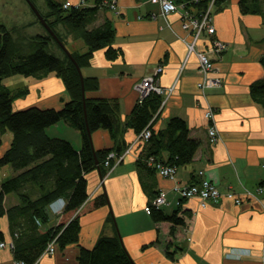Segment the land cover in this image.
<instances>
[{
	"label": "crops",
	"instance_id": "1",
	"mask_svg": "<svg viewBox=\"0 0 264 264\" xmlns=\"http://www.w3.org/2000/svg\"><path fill=\"white\" fill-rule=\"evenodd\" d=\"M246 1L248 12L241 11L239 0H224L222 7L213 11L214 36L227 48L210 54L216 59L221 83L203 92L197 88L201 78L197 56L187 51L186 41L191 36L182 28L179 13L162 15L157 0H117V13L108 9L100 13L97 22L106 17L113 23L114 45L122 49V55L111 60L102 48L93 52L80 71L82 76L94 77L98 87L84 91V95L116 101L117 125L121 129L138 98L135 85L161 65L158 84L172 90L163 95L152 127L157 131L171 116H180L190 135L200 140V146L193 160L177 167L173 177L155 173L150 178L152 191L148 190L152 196L157 191L166 195L164 211L170 213L180 205L178 213L183 215L184 224L174 225L170 234L171 223L153 221L146 209L150 194L143 189L135 165L143 144L135 141L132 128L122 130V152L131 144L122 160L103 177L97 168L85 173L89 197L105 191L108 204L80 215L79 245L91 248L101 235L118 236L136 264H264V110L249 95L250 83L263 76L259 58L264 52V0ZM204 45L203 38L197 41V48ZM82 48L80 51L85 50ZM25 78L28 92L13 100V110L30 106L60 108L69 99L61 78L53 73ZM207 110L211 111L210 117L205 115ZM207 125L216 130L215 142L209 140ZM71 128L59 120L48 126L46 133L69 140L79 150L80 133ZM63 130L74 132L65 136L60 132ZM6 138L0 144V155L9 146L10 135ZM91 142L94 149L114 145L104 128L92 131ZM2 170L5 177L12 174L9 165ZM199 171L221 192L249 189L253 195L239 204L224 196L204 206L197 197L182 201L177 188L198 183L203 176ZM3 176L0 174L1 179ZM259 186L261 191L257 190ZM6 197L8 206L18 202L14 193ZM47 210L49 219L42 228L55 226L59 218V214ZM0 227L7 240L10 233L5 215L0 218ZM168 242L169 250L182 248L173 259L165 253ZM77 247V243L55 246L52 254L40 255L34 264H79ZM12 259L11 250L0 247V264H10Z\"/></svg>",
	"mask_w": 264,
	"mask_h": 264
},
{
	"label": "trees",
	"instance_id": "2",
	"mask_svg": "<svg viewBox=\"0 0 264 264\" xmlns=\"http://www.w3.org/2000/svg\"><path fill=\"white\" fill-rule=\"evenodd\" d=\"M65 1L44 0L46 9L38 10L67 47L79 68L87 65L93 52L100 48L104 49L107 59L122 55V49L114 45L115 28L111 20L104 17L97 22L100 13L108 9L103 0H81L80 4L64 7ZM176 1L183 3L187 11L198 16L206 10L210 0ZM223 2L213 0L212 14L222 7ZM239 5L241 11H250L246 0H239ZM35 18L43 31L31 35L20 33L15 26L8 27L0 23V144L2 134L7 130L11 133L9 146L0 155V167L9 165L12 169L10 176L0 178V218L4 215L7 217L13 240L10 249L13 258L23 260L25 264H34L47 242L55 239L58 248L77 243L76 259L79 264H136L118 236L101 235L91 248L78 244L80 215L108 204L105 191L89 197L85 173L98 167L101 177L106 174L103 161L107 154L113 151L119 155L125 147L121 139L122 130L130 127L138 134L145 127L150 128L151 135L142 141L143 147L135 165L143 189L150 194L147 206L151 218L155 222L171 223L172 234L174 225L184 224V217L178 213L180 205L168 213L163 206L152 204V199L159 191L153 196V192H150V178L157 172L154 165L148 163V159L153 157L176 168L183 166L193 160L200 140L190 135L185 119L180 116H171L163 128L157 131L153 129L163 97L154 91L135 102L125 125L119 129L117 102L105 97L83 96L79 69L41 25L36 15ZM77 40L80 45L70 47ZM83 45L85 50L80 51ZM259 62L263 67V76L250 83L249 95L264 110V52ZM50 73L61 78L69 94V99L60 108L30 106L12 109L13 100L24 96L28 89H11L4 83V78L17 74L42 78ZM82 78L84 91L98 87L94 77ZM59 120L66 121L80 133L79 150L69 140L46 133V128ZM98 128L109 131L114 140L112 147L93 148L91 133ZM9 193H14L18 202L6 206L5 196ZM57 197L65 199L57 224L42 228L49 219L47 206ZM0 240H4L1 227ZM170 244L166 243L165 253L173 259L174 254L182 248L169 250Z\"/></svg>",
	"mask_w": 264,
	"mask_h": 264
},
{
	"label": "built area",
	"instance_id": "3",
	"mask_svg": "<svg viewBox=\"0 0 264 264\" xmlns=\"http://www.w3.org/2000/svg\"><path fill=\"white\" fill-rule=\"evenodd\" d=\"M160 5L161 14L166 16L169 12H177L180 15L181 26L183 29L190 33V39L186 41L188 53L194 52L198 60V70L201 73V78L197 82V88L199 92H203L205 89L210 87H215L221 83V75L219 73L218 66L216 65V59H213L211 53H221L227 48L226 43L217 39L214 36V25L212 22V7L213 0H210L206 10L196 16L184 8V4L177 2L176 0H157ZM82 1L77 0L73 2L72 0H66L64 2V7L71 4H80ZM103 4L107 6L108 10H117V0H103ZM117 13V12H116ZM203 38L205 40V45L203 48H197V41ZM162 71V66L157 65L154 67L153 71L143 76L141 80L135 85L138 92L137 100L146 96L149 92L154 91L160 93L162 96L168 94L172 87L162 88L159 86L157 81V74ZM163 100L161 101V105ZM161 107V106H160ZM205 115L210 117L211 111L207 110ZM207 134L210 142H215L217 140L216 130L212 125H207ZM151 135V129L145 127L140 133L136 134L135 141H145ZM131 148V144L128 145L125 150L116 155L113 151L109 152L103 161V165L106 168V174L112 170V168L117 165L123 158L124 154L128 152ZM148 163L154 165L156 172L164 177H173L176 172V167L164 163L159 160H155L153 157L148 159ZM199 174H204L203 171H199ZM180 198L182 200L188 199L190 197H197L202 206L206 205L209 201H217L222 196L231 199L233 202L239 204L250 198L253 193L249 189H244L243 192L238 193L233 190H227L221 192L216 183L206 176H202L198 183H191L183 185L177 188ZM258 191H261V187H257ZM180 199V200H181ZM152 204L156 207L163 206L167 204V198L164 192H159L158 195L152 199ZM65 205V199L62 197H57L49 202L47 208L56 214H60ZM148 210V206H146ZM38 222V221H37ZM13 246V240L9 237L7 240H0V247L11 249ZM55 251V239L47 242L41 255L52 254ZM264 263V253L262 256ZM10 264H25L23 260L12 259Z\"/></svg>",
	"mask_w": 264,
	"mask_h": 264
},
{
	"label": "rangeland",
	"instance_id": "4",
	"mask_svg": "<svg viewBox=\"0 0 264 264\" xmlns=\"http://www.w3.org/2000/svg\"><path fill=\"white\" fill-rule=\"evenodd\" d=\"M33 3L35 4V6L37 7V9L44 11L46 9V5L44 0H32ZM15 3L17 4V6L15 8H9V7H5L3 12H0V23H4L6 24L8 27L11 26H15L17 28H19V32L20 33H26V34H34L37 32H42V28L39 25V23L36 21L35 18V14L32 11L31 7L29 6V4L27 3L26 0H15ZM82 43V42H81ZM75 47V46H79L80 45V41H74V43L70 44V47ZM83 50L85 49V46L83 45ZM26 76L23 75H13V76H9L4 78V83L11 89H16L18 87H25L26 86V82H27V78H25ZM15 100V99H14ZM62 121V120H60ZM57 123V122H56ZM74 129V128H71ZM60 130V128H59ZM71 131V130H70ZM61 134H65L69 136H71L70 134L72 132H74V130L72 132H67V131H60ZM11 135L10 131H5L2 134V139L3 141H6V137ZM52 137H59V138H63L60 136H52ZM65 139V138H64ZM8 167V165L2 166L0 167V174L1 176L2 173L1 171L2 168ZM106 175V174H105ZM5 178V176H3ZM7 197L5 199V205L8 206L9 203H7ZM9 202V201H8Z\"/></svg>",
	"mask_w": 264,
	"mask_h": 264
},
{
	"label": "water",
	"instance_id": "5",
	"mask_svg": "<svg viewBox=\"0 0 264 264\" xmlns=\"http://www.w3.org/2000/svg\"><path fill=\"white\" fill-rule=\"evenodd\" d=\"M26 1L29 4V6L31 7V9L34 12V14L36 15V17L38 18V20L40 21L41 25L52 35V37L59 44V46L71 57V59L73 60V62L76 65V67L80 71L79 66L77 65V63L74 60V58L71 56V54H70L69 50L67 49V47L61 42V40L58 38V36L53 31V29L49 26V24L44 19V17L41 15L40 11L37 9V7L35 6V4L31 0H26ZM16 6H17V4L15 3V0H0V12H3L5 7H9V8H12L13 9ZM80 73H81V71H80ZM81 89H82V93H83V96H84V87H83V78H82V75H81ZM83 108H84V113H85L84 103H83ZM95 162H97V159L96 158H95ZM97 169L99 171V168L98 167H97ZM99 173H100V171H99Z\"/></svg>",
	"mask_w": 264,
	"mask_h": 264
}]
</instances>
